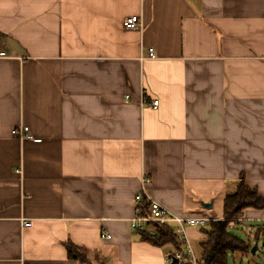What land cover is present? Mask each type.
Wrapping results in <instances>:
<instances>
[{"label":"crops","instance_id":"crops-1","mask_svg":"<svg viewBox=\"0 0 264 264\" xmlns=\"http://www.w3.org/2000/svg\"><path fill=\"white\" fill-rule=\"evenodd\" d=\"M0 51V264H167L132 230L143 176L177 216L264 196V0H0Z\"/></svg>","mask_w":264,"mask_h":264},{"label":"trees","instance_id":"trees-1","mask_svg":"<svg viewBox=\"0 0 264 264\" xmlns=\"http://www.w3.org/2000/svg\"><path fill=\"white\" fill-rule=\"evenodd\" d=\"M142 213H147V202L142 205ZM247 210L264 211V196L258 189L246 185L243 176L234 192L226 194L223 198L221 218H213L207 228H200L205 238L200 241V260L203 264H228L229 254H247L252 248V243L245 241L232 232V226L239 224ZM262 230L256 231L255 242L259 239ZM140 239L155 247L173 246L180 247L173 227L159 223H148L146 230L134 231ZM68 258L79 264H102L98 257H90L89 251L68 241L65 243Z\"/></svg>","mask_w":264,"mask_h":264},{"label":"built area","instance_id":"built-area-1","mask_svg":"<svg viewBox=\"0 0 264 264\" xmlns=\"http://www.w3.org/2000/svg\"><path fill=\"white\" fill-rule=\"evenodd\" d=\"M140 19L138 17H131L124 22V27L126 29H136L139 25ZM7 55L5 52L0 51V59L5 58ZM153 54L150 53V57ZM144 102L147 101L144 99ZM152 107L157 108L159 105V100H153ZM14 136H18L20 139H26L33 141L35 143H40L41 139L34 138L29 133V128L24 125H19L15 127L12 131ZM150 179L147 176L141 178L140 191L136 194L134 203H135V217L132 220V230H146L148 223H159L162 225H170L173 227L174 234L177 240L180 243L179 248L173 247V251L170 252L165 257V262L167 264H203L200 260V257L196 254L190 239L187 235V229L189 227L193 228H203L208 226L213 218L205 216H177L171 214L167 209H165L160 203L151 199L146 192V185H148ZM144 201L147 202V213L143 214L142 205ZM31 223L24 221V227H30ZM102 239L109 240L111 236L103 232Z\"/></svg>","mask_w":264,"mask_h":264},{"label":"rangeland","instance_id":"rangeland-1","mask_svg":"<svg viewBox=\"0 0 264 264\" xmlns=\"http://www.w3.org/2000/svg\"><path fill=\"white\" fill-rule=\"evenodd\" d=\"M233 182L230 181L228 184L227 194L234 192L233 189ZM239 182L235 183V187L238 185ZM222 206H223V197L219 196L216 198L214 202V209L212 211L207 212V214L203 213H196L194 216H202V215H216L220 216L222 213ZM212 215V216H213ZM205 228V227H203ZM207 228V226H206ZM259 228L262 230V232L259 234V239L257 242H255L254 235ZM232 232L239 238L249 241L253 244L252 248L255 244H257V248L255 253L253 254L250 250L247 254H229L228 255V264H264V223H244L240 222L239 224H236L232 226ZM196 254L200 255V249H199V241H195L192 244ZM251 248V249H252ZM173 250V249H172Z\"/></svg>","mask_w":264,"mask_h":264},{"label":"water","instance_id":"water-1","mask_svg":"<svg viewBox=\"0 0 264 264\" xmlns=\"http://www.w3.org/2000/svg\"><path fill=\"white\" fill-rule=\"evenodd\" d=\"M205 206H206L207 209L212 208V205H210V204H206ZM256 248H257V244H255L254 247L251 249V251H252L253 254L255 253ZM176 263L177 262L175 261L174 264H176Z\"/></svg>","mask_w":264,"mask_h":264}]
</instances>
